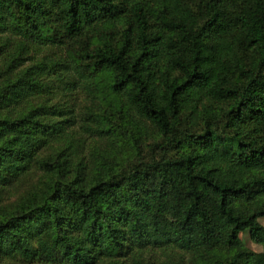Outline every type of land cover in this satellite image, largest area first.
I'll list each match as a JSON object with an SVG mask.
<instances>
[{"label": "trees", "instance_id": "16d2710c", "mask_svg": "<svg viewBox=\"0 0 264 264\" xmlns=\"http://www.w3.org/2000/svg\"><path fill=\"white\" fill-rule=\"evenodd\" d=\"M261 218L264 0H0V264H264Z\"/></svg>", "mask_w": 264, "mask_h": 264}, {"label": "rangeland", "instance_id": "374dc122", "mask_svg": "<svg viewBox=\"0 0 264 264\" xmlns=\"http://www.w3.org/2000/svg\"><path fill=\"white\" fill-rule=\"evenodd\" d=\"M258 222L264 227V218L259 219ZM239 238L242 244L248 249H250L251 251H254V252L262 251L261 245L255 244L250 240L249 235H248V230L242 231L239 235Z\"/></svg>", "mask_w": 264, "mask_h": 264}]
</instances>
